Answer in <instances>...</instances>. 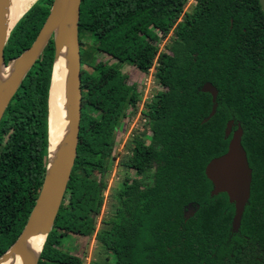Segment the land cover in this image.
Returning a JSON list of instances; mask_svg holds the SVG:
<instances>
[{
	"label": "trees",
	"instance_id": "1",
	"mask_svg": "<svg viewBox=\"0 0 264 264\" xmlns=\"http://www.w3.org/2000/svg\"><path fill=\"white\" fill-rule=\"evenodd\" d=\"M51 3L35 0L15 22L2 47L5 66L31 45ZM184 3L79 0L78 139L93 145L76 144L53 229L35 264H83L57 247L58 221L71 216L68 233L97 244L87 264H264V16L257 0H195L183 11ZM155 31L170 34L165 51L148 40ZM154 58L155 80L164 89L146 105L150 135H135L121 155L125 169L108 191L110 211L97 227L115 131L137 98L120 65L145 71ZM52 60L50 35L0 117V255L22 229L44 177ZM14 67L3 66L5 72ZM205 82L216 89L209 117ZM229 119L231 130L236 122L242 128L251 168L236 232L230 231L233 205L225 193L209 194L203 173L226 149ZM188 206L193 211L185 217Z\"/></svg>",
	"mask_w": 264,
	"mask_h": 264
},
{
	"label": "water",
	"instance_id": "2",
	"mask_svg": "<svg viewBox=\"0 0 264 264\" xmlns=\"http://www.w3.org/2000/svg\"><path fill=\"white\" fill-rule=\"evenodd\" d=\"M34 1L35 0H33L28 5V7ZM55 1L56 0H52L51 6L49 8V12L44 22L42 23L39 31L37 32L34 40L32 41L31 45L28 48H26L20 55H18L16 58L11 59L6 64L8 65L11 61L22 58L32 48L34 43L38 40L39 36L44 31H48L45 39L39 44L35 55L31 58V60L27 63V65L21 70L20 74L18 75L16 82L12 86L8 97L6 98L2 108L0 109V117L7 103L9 102V99L11 98L12 94L18 87L25 72L28 70V68L31 66L34 60L38 57L48 37L51 35L53 41V60H52L51 75L49 82V87H50L51 79H52L53 63L59 51L63 47L62 41L55 38L53 30L59 28L63 23H65L68 17L66 0H59L60 2L59 8L63 10V14L60 16H54L52 19H50L52 15L53 7L55 5ZM257 1L264 16V0H257ZM78 2L79 0H77L76 16H75L74 24L72 26L73 36L71 38L70 34H68V41H67V47L69 49V54H70L68 75L71 79V84L69 87L70 99L69 102L67 103L69 112L66 119V125L68 124L66 129H67V139H68L69 161L67 164H65L61 160L60 165L52 169L49 175H47V161H48V113H47V155H46V166H45L44 177L42 183L40 184L39 192L35 197L34 205L32 206L22 229L20 230L16 238L13 240V242L8 246V248L3 253H1L0 258H8L10 254L17 253L19 246L35 232L36 225L38 224V219H39L36 217L34 213L36 207H39L41 212L39 228L41 230H45L46 233L45 238H46V235L49 232L50 228L52 227L58 208L63 199V193L65 190L69 171L73 163V158L75 156L76 144L78 140L79 120H80V87H79L80 61H79V49H78V42L76 35ZM28 7L14 21V23L6 32V35L2 41V44L0 46V60L3 65L5 64L2 61V47L8 37L9 31L11 30L15 22L21 17V15L28 9ZM1 16H2V9L0 3V17ZM202 89L209 91L211 95L212 105L210 108V112L208 114L209 117L214 112V108H215L214 99L216 96V89L209 82H205L202 86ZM48 95H49V88H48ZM47 106H48V100H47ZM232 123H233L232 119L227 120L225 123L224 137L229 135V139L227 141L225 151L215 157L210 158L208 162L204 165L203 173L211 184V190L209 194L216 195L218 193H225L227 197V201L233 205V214L231 216V221H230V231L236 232L239 227L243 208L247 203L249 197L251 168L248 165L245 150L240 142V138L242 135V128L240 124L236 122L235 128L231 130ZM187 208H192V207L188 206ZM192 211L193 208L189 214H191ZM42 244L32 264H35L39 252L41 250Z\"/></svg>",
	"mask_w": 264,
	"mask_h": 264
},
{
	"label": "bare ground",
	"instance_id": "3",
	"mask_svg": "<svg viewBox=\"0 0 264 264\" xmlns=\"http://www.w3.org/2000/svg\"><path fill=\"white\" fill-rule=\"evenodd\" d=\"M33 0H0L2 16L0 17V46L6 35V32L20 16V14L28 7ZM68 17L59 28L53 30L56 39L62 41V49L59 51L53 63L52 79L49 87L48 97V161L47 175L50 171L60 165L61 160L67 164L69 161L68 155V139L66 119L69 108V87L71 79L68 75L69 68V49L67 47L68 34L72 38V26L76 16L77 0H66ZM59 0L55 1L52 15L60 16L63 10L60 9ZM48 31H44L34 43L32 48L20 59L12 62L11 66H5L0 60V109L2 108L10 90L21 70L27 65L31 58L35 55L39 44L45 39ZM16 65V66H15ZM4 67H14L11 71L5 72ZM34 213L38 219L35 232L28 237L18 248L17 253H12L8 258H0V264H32L40 246L45 238V230L39 228L41 212L40 208L36 207Z\"/></svg>",
	"mask_w": 264,
	"mask_h": 264
},
{
	"label": "rangeland",
	"instance_id": "4",
	"mask_svg": "<svg viewBox=\"0 0 264 264\" xmlns=\"http://www.w3.org/2000/svg\"><path fill=\"white\" fill-rule=\"evenodd\" d=\"M195 0H185V3L183 5V11L188 10L193 4ZM155 34L153 36H150L148 40L152 43H154L159 51H165L166 44L169 43L170 38L169 35L165 37H160V35L155 31ZM153 68L157 65L156 58L153 59ZM120 70L122 74H125L129 81H132L137 86L138 95L135 101V104L132 105V109L126 110V115L128 117V121H126V117L123 121L120 122V124L117 127V133H115L113 141H112V153L114 155V158L112 160L111 169L106 177V188L102 191V195L104 197L103 203L100 209L99 215L96 217L97 227L101 226L100 218L106 217L109 214L110 211V202L109 198L107 196L108 191L111 187L115 186L118 180L122 177L124 167L122 165H119V160L121 159V155L128 153L127 146H129L132 142V138L130 137L133 134H137L138 137H144L141 136L146 129H143L141 126L140 128V120L139 116L140 114L144 113L146 111V105L150 102V100L153 98V93L157 89H159V86H156V84L143 83V79L139 78L141 76V73L137 71L135 68L129 65L121 64ZM154 71V70H153ZM152 71V73H153ZM154 78V75L151 76ZM150 77V79H152ZM158 85V84H157ZM162 90V89H161ZM148 98V100H147ZM132 114V116L130 115ZM132 117V119H129V117ZM68 125V124H67ZM140 129V131L136 130ZM135 137V136H134ZM137 137V138H138ZM77 144L80 146H83L85 148H91L93 145V142L88 139H78ZM94 174V173H92ZM129 176L133 175L132 171H128ZM39 192V189L36 193V196ZM192 208H185L183 210V215L186 217L189 215ZM70 220L63 224L62 221H58L56 233L59 235L57 238L58 243L57 247L61 250H66L70 252L71 254H74L78 257H80L83 261V264H87V262L94 258L96 255V252L98 251V247L96 242L92 237H85V236H78L71 233H68V224H70L71 220L73 219V216L69 217ZM53 229L50 228L49 231Z\"/></svg>",
	"mask_w": 264,
	"mask_h": 264
},
{
	"label": "built area",
	"instance_id": "5",
	"mask_svg": "<svg viewBox=\"0 0 264 264\" xmlns=\"http://www.w3.org/2000/svg\"><path fill=\"white\" fill-rule=\"evenodd\" d=\"M153 62H154V60H153ZM153 65V64H152ZM152 65H151V67H148L147 68V70H145V71H139L140 73H141V76H139V78L141 79H143V83L145 84L146 82H150V83H153V84H156V86H158L157 85V83H156V81H155V79L154 78H152L151 76H152V74L154 75V71H155V69L153 68V70L151 69L152 68ZM152 71H153V73H152ZM150 77L152 78V79H150ZM155 92V91H154ZM147 100H148V98H147ZM133 107L131 106V107H128L126 110H128V109H132ZM131 116H132V114H130ZM129 117V119H132V117ZM125 117H126V121H128V117H127V115H125ZM139 120H140V128H141V124L143 123V125L145 124V122H146V118H145V116H143L142 114H141V117L139 118Z\"/></svg>",
	"mask_w": 264,
	"mask_h": 264
},
{
	"label": "flooded vegetation",
	"instance_id": "6",
	"mask_svg": "<svg viewBox=\"0 0 264 264\" xmlns=\"http://www.w3.org/2000/svg\"><path fill=\"white\" fill-rule=\"evenodd\" d=\"M153 64V63H152ZM151 67V66H150ZM137 71H139V70H137ZM143 72V71H142ZM154 79H155V76H154ZM156 81V80H155ZM132 82V81H131ZM134 83V82H133ZM157 84H158V88L159 89H157V90H161V89H164L158 82H156ZM137 92H138V90H137ZM137 95H138V93H137ZM153 95H154V93H153ZM135 104V103H134ZM133 104V105H134ZM132 106V105H131ZM131 106H129V107H131ZM127 109V108H126ZM125 115H126V110H125V112H124V117L121 119V121H123L124 120V118H125ZM142 115L143 116H145V118H146V122H145V124L143 125V123L141 124L142 125V127H143V129H146V131H144V135L143 136H148V135H150V130L148 129V119H147V116L145 115V112L144 113H142ZM141 117V114H140V116H139V118ZM120 121V122H121ZM120 122H119V124H120ZM118 124V125H119ZM118 127V126H117ZM136 130H138V131H140V129H136ZM115 133H117V128H116V131H115ZM135 135H137V134H133L132 136H130V137H134Z\"/></svg>",
	"mask_w": 264,
	"mask_h": 264
}]
</instances>
